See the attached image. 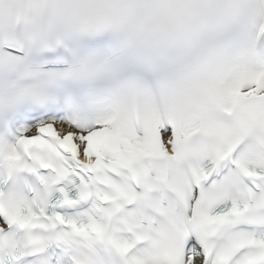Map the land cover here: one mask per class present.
<instances>
[{
    "label": "snow or ice",
    "instance_id": "obj_1",
    "mask_svg": "<svg viewBox=\"0 0 264 264\" xmlns=\"http://www.w3.org/2000/svg\"><path fill=\"white\" fill-rule=\"evenodd\" d=\"M0 264H264V0H0Z\"/></svg>",
    "mask_w": 264,
    "mask_h": 264
}]
</instances>
